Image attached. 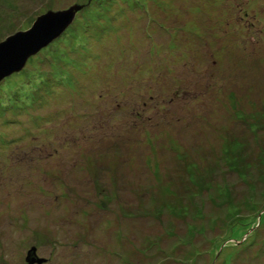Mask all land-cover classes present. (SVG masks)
<instances>
[{
    "label": "rangeland",
    "instance_id": "rangeland-1",
    "mask_svg": "<svg viewBox=\"0 0 264 264\" xmlns=\"http://www.w3.org/2000/svg\"><path fill=\"white\" fill-rule=\"evenodd\" d=\"M0 264H264V0H0Z\"/></svg>",
    "mask_w": 264,
    "mask_h": 264
},
{
    "label": "water",
    "instance_id": "water-1",
    "mask_svg": "<svg viewBox=\"0 0 264 264\" xmlns=\"http://www.w3.org/2000/svg\"><path fill=\"white\" fill-rule=\"evenodd\" d=\"M80 9L82 6H73L67 11L49 12L40 17L31 30L17 33L0 43V82L13 73L20 72L30 57L60 36ZM45 262L46 259L37 256L36 248L27 253V264Z\"/></svg>",
    "mask_w": 264,
    "mask_h": 264
}]
</instances>
